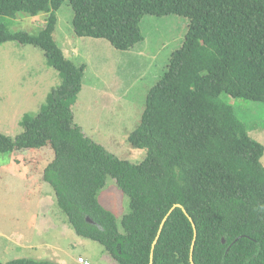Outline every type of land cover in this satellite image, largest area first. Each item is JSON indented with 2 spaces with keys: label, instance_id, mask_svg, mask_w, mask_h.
<instances>
[{
  "label": "trees",
  "instance_id": "16d2710c",
  "mask_svg": "<svg viewBox=\"0 0 264 264\" xmlns=\"http://www.w3.org/2000/svg\"><path fill=\"white\" fill-rule=\"evenodd\" d=\"M63 1L0 0L3 16L45 14L33 33L0 23V44L38 48L60 79L34 114H22L21 131L0 132V152L49 145L54 156L42 179L68 225L118 264H191L190 254L195 264H264V145L221 97L264 102V0H67L75 35L105 39L119 50L143 39L144 15L188 18L181 46L127 133L131 147L145 150L138 162L110 153L74 121L86 63L66 57L54 38ZM108 175L129 198L122 230L98 200ZM177 203L187 215L175 207L156 237ZM189 218L196 231L192 249ZM0 264L60 263L16 258Z\"/></svg>",
  "mask_w": 264,
  "mask_h": 264
},
{
  "label": "rangeland",
  "instance_id": "374dc122",
  "mask_svg": "<svg viewBox=\"0 0 264 264\" xmlns=\"http://www.w3.org/2000/svg\"><path fill=\"white\" fill-rule=\"evenodd\" d=\"M56 14V42L66 57L86 63L80 97L73 106L74 121L118 158L142 160L145 150L131 147L127 133L139 124L149 88L163 74L171 53L181 46L188 18L144 15L140 21L143 39L128 50H119L105 39L75 35L67 0ZM44 19V13H18L14 19L0 15V23L10 29L32 33L44 25ZM59 81L57 71L46 64L38 48L14 41L1 43L0 132L14 136L21 131L22 114H34L50 85ZM221 97L232 104L249 135L264 145V102ZM53 156L49 145L0 152V262L34 258L81 264L80 257L90 264H118L99 242L77 236L68 225L52 188L42 179L43 168ZM260 161L264 165V152ZM98 200L114 213L122 230L121 217L129 211V198L113 177L107 176Z\"/></svg>",
  "mask_w": 264,
  "mask_h": 264
},
{
  "label": "water",
  "instance_id": "95a60500",
  "mask_svg": "<svg viewBox=\"0 0 264 264\" xmlns=\"http://www.w3.org/2000/svg\"><path fill=\"white\" fill-rule=\"evenodd\" d=\"M175 207H180V208L182 209V211L187 215V213H186L184 207H183L181 204H178V203H177V204H174V205L168 210V212L165 214V216L163 217V219H162V221H161V223H160V225H159V229H158V232H157V236H156V237H158V235H159V233H160V231H161V228H162L163 223L165 222V220L167 219L168 215L171 213V211H172ZM87 220H89V219H87ZM189 220H190L191 223H192L191 218H189ZM192 226H193L194 233H193V241H192V244H191V249L193 248V242H194V238H195V236H196V231H195V228H194V224H193V223H192ZM222 241H224V240L222 239ZM155 242H156V239H155V240L153 241V243H152V248H153ZM190 253H191V252H190ZM151 257H152V254H150V259H151ZM189 259H190L191 264H195V263L193 262V260H192V255H191V254H190ZM149 264H151V261H150Z\"/></svg>",
  "mask_w": 264,
  "mask_h": 264
},
{
  "label": "built area",
  "instance_id": "2783aa9c",
  "mask_svg": "<svg viewBox=\"0 0 264 264\" xmlns=\"http://www.w3.org/2000/svg\"><path fill=\"white\" fill-rule=\"evenodd\" d=\"M79 262H80L81 264H90L89 261H88L87 259L84 260L83 258H80V257H79Z\"/></svg>",
  "mask_w": 264,
  "mask_h": 264
},
{
  "label": "crops",
  "instance_id": "0c3cea01",
  "mask_svg": "<svg viewBox=\"0 0 264 264\" xmlns=\"http://www.w3.org/2000/svg\"><path fill=\"white\" fill-rule=\"evenodd\" d=\"M100 86H102V84H101ZM103 86H104V85H103Z\"/></svg>",
  "mask_w": 264,
  "mask_h": 264
},
{
  "label": "clouds",
  "instance_id": "9594fccd",
  "mask_svg": "<svg viewBox=\"0 0 264 264\" xmlns=\"http://www.w3.org/2000/svg\"><path fill=\"white\" fill-rule=\"evenodd\" d=\"M89 261V260H88ZM89 263H90V261H89Z\"/></svg>",
  "mask_w": 264,
  "mask_h": 264
}]
</instances>
